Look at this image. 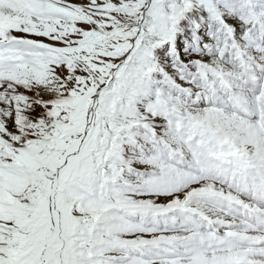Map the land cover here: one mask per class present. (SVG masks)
Returning <instances> with one entry per match:
<instances>
[{"label":"snow or ice","instance_id":"obj_1","mask_svg":"<svg viewBox=\"0 0 264 264\" xmlns=\"http://www.w3.org/2000/svg\"><path fill=\"white\" fill-rule=\"evenodd\" d=\"M0 264H264V0H0Z\"/></svg>","mask_w":264,"mask_h":264}]
</instances>
